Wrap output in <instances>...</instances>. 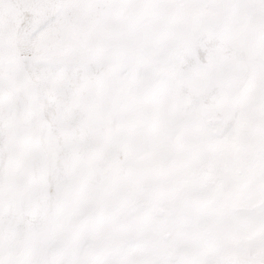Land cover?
<instances>
[{
	"label": "rangeland",
	"instance_id": "1",
	"mask_svg": "<svg viewBox=\"0 0 264 264\" xmlns=\"http://www.w3.org/2000/svg\"><path fill=\"white\" fill-rule=\"evenodd\" d=\"M0 69V264H264V0H0Z\"/></svg>",
	"mask_w": 264,
	"mask_h": 264
},
{
	"label": "bare ground",
	"instance_id": "2",
	"mask_svg": "<svg viewBox=\"0 0 264 264\" xmlns=\"http://www.w3.org/2000/svg\"><path fill=\"white\" fill-rule=\"evenodd\" d=\"M54 71L55 70L51 68H36V67L34 68V74L36 75V78L40 81L42 88L43 87L47 88L50 86V82H51L50 77ZM3 75L6 78L11 77L10 74L8 73H5ZM73 75L75 78H78V76L82 77L81 75L77 73ZM54 90L59 93L58 91L59 88L57 90V88L55 87ZM54 90L52 91L56 94ZM59 95L60 97L63 98L64 103L67 107L70 106L71 103L73 104V107L75 109L74 112L76 114L77 112V107H75L76 97L72 93L70 94L67 91H61ZM2 111H4V109ZM5 119H6V125H5V130H3L4 135L1 139V144H2L1 151H2V156L4 159L8 158L11 160L10 153L12 152V150L16 148H20L22 147L23 144H26L28 140V136H27L26 130L23 129L24 127H21L20 124H17V122L12 120L11 117L6 115Z\"/></svg>",
	"mask_w": 264,
	"mask_h": 264
}]
</instances>
